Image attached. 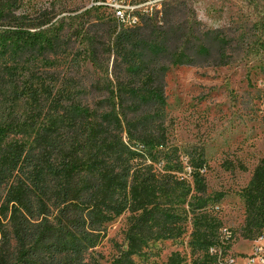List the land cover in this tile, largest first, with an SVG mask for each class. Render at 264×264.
Wrapping results in <instances>:
<instances>
[{
    "label": "trees",
    "instance_id": "16d2710c",
    "mask_svg": "<svg viewBox=\"0 0 264 264\" xmlns=\"http://www.w3.org/2000/svg\"><path fill=\"white\" fill-rule=\"evenodd\" d=\"M97 8L28 18L0 0V218L14 244L0 248V264H102L93 250L126 212L128 246L111 264H134L150 240L180 236L189 216L193 247L217 243L206 208L221 195L206 194L193 148L184 152L192 184L175 174L180 154L163 151V115L168 70L218 65L225 39L205 32L201 42L184 0L163 1L135 27L92 22ZM252 178L246 206L263 226L264 160Z\"/></svg>",
    "mask_w": 264,
    "mask_h": 264
},
{
    "label": "rangeland",
    "instance_id": "374dc122",
    "mask_svg": "<svg viewBox=\"0 0 264 264\" xmlns=\"http://www.w3.org/2000/svg\"><path fill=\"white\" fill-rule=\"evenodd\" d=\"M110 1L15 0V13L30 18L46 12L57 20L93 5L98 8L92 11L91 21L96 16H103L105 21L113 16L105 8ZM163 1L168 0H142L143 14L152 16L160 11ZM184 1L194 12L201 42L209 39L205 32H216L225 39L224 56L218 65L204 63L168 70L163 115L168 143L163 151L179 150L182 165L175 174L191 184V168L184 152L193 148L202 153L206 194L212 198L221 195L206 208L217 222V243L208 250L193 247V217L189 216L184 233L150 240L132 260L134 264H167L173 257L179 264H201L207 262L204 255H214L212 264H263L264 256L254 253L258 246L264 247V225L247 208L245 193L255 168L264 160V0ZM80 73L89 79L97 75ZM164 164L160 163L159 170ZM130 216L126 212L106 224L105 237L93 250L100 263L111 264L127 249ZM5 223L0 218V248L10 252L14 244Z\"/></svg>",
    "mask_w": 264,
    "mask_h": 264
},
{
    "label": "built area",
    "instance_id": "2783aa9c",
    "mask_svg": "<svg viewBox=\"0 0 264 264\" xmlns=\"http://www.w3.org/2000/svg\"><path fill=\"white\" fill-rule=\"evenodd\" d=\"M97 4L101 5V3ZM142 5V0H111L108 4H105V7L112 11L113 17L121 25L135 27L140 26L141 16L143 15V11H145L141 8ZM257 253L264 256V247L258 246L254 255L256 256ZM262 263L264 264V258H262Z\"/></svg>",
    "mask_w": 264,
    "mask_h": 264
}]
</instances>
